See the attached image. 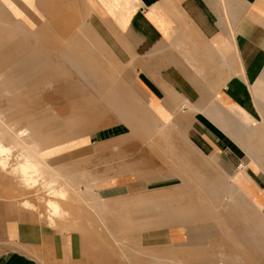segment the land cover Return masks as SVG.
<instances>
[{"label":"crops","instance_id":"crops-1","mask_svg":"<svg viewBox=\"0 0 264 264\" xmlns=\"http://www.w3.org/2000/svg\"><path fill=\"white\" fill-rule=\"evenodd\" d=\"M80 1L85 9L79 8ZM47 6H56L52 23ZM65 6L71 15L64 13ZM19 19L27 21L25 39L9 40L14 43L6 54L0 53V85L22 74L23 81L11 83L34 87L49 78L41 65L44 58L70 59L75 73L86 76L87 86L100 92L99 99L88 95L83 104L107 108L105 121L119 124V132L112 127L95 131L99 137L94 142L89 135L70 152L73 164L80 165L82 159L87 165L80 170L94 177L87 186L98 188L92 199L80 196L81 202L94 203L92 208L103 214L113 211L110 202H151L149 211L137 209L142 213L137 218L157 225L140 235L151 234L158 260L160 252L175 259L171 233L161 232L157 221L164 217L156 205L160 191L177 183L190 186L184 182L191 177L188 171L199 172L204 187L210 184L209 170L225 171L230 186L264 215V0H0V26H15ZM53 28L55 38L49 37ZM19 43H24L22 50ZM45 49L55 54L45 55ZM100 58L110 60L107 73L115 76L113 81L90 61ZM53 65L58 69L60 64ZM10 67L13 70L4 73ZM32 68L37 71L32 73ZM63 71L64 66L57 74ZM28 73L38 74L37 82L27 84ZM11 90L3 89L2 96ZM57 91L55 97L63 94ZM0 112L4 124L13 123L10 108ZM19 117L24 125L13 132L28 131L41 154L44 136L33 131L24 111ZM10 127L5 125V130L13 133ZM149 138L160 152L152 149V175L145 178L140 156L145 151L138 147ZM170 147L173 167L163 158ZM114 155L124 157L117 162ZM238 164L244 165L243 171L236 172ZM214 185L222 187V179H215ZM148 193L153 194L150 199L145 198ZM220 194L213 192L215 200ZM20 210L0 200V264H102L111 259L103 253L109 250L104 243L110 244V236L127 234L115 222L97 233L85 228L59 232L38 226ZM126 211L131 217L136 214L135 209ZM180 235L177 232L174 239Z\"/></svg>","mask_w":264,"mask_h":264},{"label":"rangeland","instance_id":"rangeland-1","mask_svg":"<svg viewBox=\"0 0 264 264\" xmlns=\"http://www.w3.org/2000/svg\"><path fill=\"white\" fill-rule=\"evenodd\" d=\"M80 5V9H85L86 6H82V1H80ZM47 7L49 23H52L57 14L55 11L56 6ZM64 13L72 14L71 10H67L66 6ZM23 23H27V21L19 19L15 21V26H0V53L7 52L14 43L9 40L20 38V42H22V39H25L23 32L25 25ZM52 30L49 29V37L55 38L54 28ZM43 38L45 39L46 37L44 36ZM24 43H19L21 50ZM32 43H34V39ZM85 44L89 45L88 43ZM53 51L45 49L44 54L54 55ZM43 60L44 62L41 65L44 67V71L47 74L49 73L47 81L43 80L39 84H33L34 87L26 88L29 85L21 82L23 81V75L14 74L6 80L5 85H0V111L10 108V112L13 113V123L8 121V123L3 124L4 126L8 124L12 126L10 127L12 132L21 129L20 127L24 125L22 118L19 117L22 111L28 115L31 123L30 127L33 128V131H36L38 135L44 136L40 138V141L45 142L42 143L44 149H42L41 157L45 162L49 163L47 167L55 171L58 184L54 189L58 190L66 186L70 193L66 198L61 199L55 191L50 193V191L42 188L41 181L34 186L29 182L22 181L20 176L14 174L12 167L15 161H13L8 165L7 172H0V200L2 202L15 203L21 209L20 211L26 212L29 220L34 221L38 226H45L59 232L80 231L85 228L97 233L99 230L103 231V229L109 228V223L115 222L116 226H121L127 234L119 236L120 238L118 239H115V236H110L112 237L110 244L104 243L109 250L103 251V253L106 256H110L111 259L100 261L102 264H108V261L110 262L109 264H171L168 260L174 262V264H264V215L262 212L255 210L241 193L230 186V177L225 171L222 174L220 171L209 170L207 180L208 183L213 185L208 184L207 187L199 185L201 182H205L199 172L186 171V175L191 177L184 179V182L189 183L190 186L183 187L177 183L169 190L166 188L160 191V202L156 205L159 206L164 217L157 221L161 232L164 231L167 235L168 232L171 233L170 237L174 243L173 246H175V259L172 260L165 257L166 255L161 252L160 260H158L157 253L153 252L152 249L151 234L140 235V233L151 232L157 227L155 224L153 226L152 219H146L144 222L137 218L138 215L142 214L137 209L143 206L146 209L148 208L149 211V206L152 205L151 202L127 204L119 201L110 202L113 205V211L111 210L112 212L104 214L92 208L94 203L81 202L80 196L87 195L89 199H92V194L98 188L91 185L90 187L92 188L90 189L85 183L82 184L80 182H78L79 185L74 182L76 185L74 187L66 185L70 184L68 179L76 180L77 178L75 177H78L79 174L87 173L84 170H80L87 164L83 163L82 159L80 160V165L77 163L73 164L70 152L79 146L80 143L87 142L89 135L91 136V141L94 142L99 137V135H93L95 131L112 127V130L119 132L120 127L118 122L110 123L105 121L107 108L99 106L87 107L83 104L82 101L88 99V95H91V98L95 96L96 99H99L100 92L94 91V87L90 88L87 86L86 76L75 73V70L71 67L70 59L62 61L46 57ZM90 61L97 68V72L105 73L108 76L107 78H111L112 81L116 79L115 76L107 73V68H111L110 60L100 58ZM58 62L60 65L57 69V66L53 64H58ZM62 66H64L65 71H63V74H57V71L62 70ZM12 70V67H10L4 73ZM30 71L33 73V71H37V68H32ZM56 77L58 80H56ZM20 78L21 81H18L20 83L16 84V86L11 83V81L19 80ZM27 78L26 83L30 84V81L37 82L39 77L38 74L32 77L28 73ZM71 85H74V87ZM96 85L98 87V82L95 84V88ZM8 87L12 89V93L3 97L2 90ZM72 88H74L73 91L71 90ZM57 89L61 93L63 91V94L55 97L56 92H58ZM89 89H91L90 92ZM123 130L126 131L125 128ZM2 133L0 128V137L5 135ZM79 136H85L86 138L77 139ZM141 142L142 144L139 143L140 146L138 148L145 151L144 156H140L141 158L144 157V177L148 178V176L152 175L150 155L152 154V149L154 148L156 154L160 151L158 145H152L153 140L150 138L141 140ZM178 146L183 147L182 142L179 140ZM132 147H135V145H132ZM169 153L174 154V147H170L163 155L165 163L173 167L168 158ZM114 156L116 157L114 160L117 162L124 157ZM160 156L162 157V153H160ZM244 168L243 164H238L236 172L243 171ZM56 171L61 176H56ZM136 173L138 174V172ZM215 179L218 182H221L222 179V187L214 185ZM43 180L44 184L50 182L47 178H43ZM173 181L177 182L176 180ZM87 189L90 190L87 191ZM93 190L94 192H92ZM145 190H150V187L145 188ZM89 191L90 193H88ZM215 191L219 194L221 193V197H218V200H215L213 196ZM75 193L76 195H74ZM152 195V193H148L145 198L150 199ZM50 198L55 199L53 201H59L68 210L69 216L67 218H63L61 214L52 213L48 210L47 205L51 200ZM24 200L32 203L35 209H29V211L28 208H25L22 205ZM128 208L135 209L136 214L133 217L126 211ZM120 214L125 217L122 219H110L113 215ZM112 226L114 225L112 224ZM177 232H180L181 235L179 239H174ZM167 235H164V237L166 238ZM100 237L103 238V236ZM163 243L166 244V241H163ZM184 245L188 247L185 248ZM165 249L167 250L166 247ZM190 250L191 253H189ZM153 257L156 259L154 262Z\"/></svg>","mask_w":264,"mask_h":264},{"label":"bare ground","instance_id":"bare-ground-1","mask_svg":"<svg viewBox=\"0 0 264 264\" xmlns=\"http://www.w3.org/2000/svg\"><path fill=\"white\" fill-rule=\"evenodd\" d=\"M3 124H4L3 115L0 112V128L1 131L5 134V135H1L0 137V172H4V171L7 172L8 165L11 162L15 161V164L12 167L14 174L20 176L22 181L29 182L33 186L41 181L42 182L41 185L43 186L42 188H45L46 190L50 191V193H52V191H55V193L61 199L66 198V196L70 193V190L66 186L65 188H60L58 190L54 189L58 184V180L56 179L57 177H55V171H53L52 169L47 167V165H45L43 158L41 157L40 154L39 146L30 137L29 132L26 130H21L16 133L14 132L11 133L8 131V129L5 130V126ZM58 174L59 173H57L56 171V176H61ZM43 178L49 179L50 182L44 184V180L42 181ZM75 178L77 179L76 180L68 179V182L70 184H66V185L74 187L75 181L77 183L78 182L82 184L85 183L86 185L93 183L95 181L94 177L87 173H81L78 175V177ZM50 199L51 200L47 205L48 210L52 213L61 214L63 218H67L69 216L68 210H66L59 201H53L55 200L53 198ZM22 202H23L22 205L25 208H28V210L35 209V206L32 203L25 200Z\"/></svg>","mask_w":264,"mask_h":264}]
</instances>
